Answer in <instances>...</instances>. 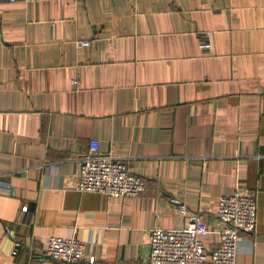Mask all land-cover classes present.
Here are the masks:
<instances>
[{"label": "crops", "instance_id": "1", "mask_svg": "<svg viewBox=\"0 0 264 264\" xmlns=\"http://www.w3.org/2000/svg\"><path fill=\"white\" fill-rule=\"evenodd\" d=\"M92 138L142 193L75 188ZM237 187L259 222L235 264H264V0L0 2V264H66L45 248L71 231L95 264H145L151 229L184 225L171 196L214 230Z\"/></svg>", "mask_w": 264, "mask_h": 264}, {"label": "built area", "instance_id": "2", "mask_svg": "<svg viewBox=\"0 0 264 264\" xmlns=\"http://www.w3.org/2000/svg\"><path fill=\"white\" fill-rule=\"evenodd\" d=\"M27 1V0H0ZM202 50L212 51L210 32L200 33ZM92 39L78 41L88 46ZM76 82V81H74ZM75 188L81 192H99L108 196L139 195L145 189L143 176L130 170L125 159L112 153L103 152L100 140L92 138L85 157L75 160ZM257 191L237 187L230 195L221 197L217 210L220 227L211 230L203 217L190 210L188 204L178 196L169 199L184 218L179 228L154 227L151 229L149 250L145 264H235L239 240L256 230L259 215ZM23 205L22 211H28ZM7 233L12 228L7 227ZM211 232L220 235L218 246L209 252L203 237ZM22 242L14 243L12 253L17 254ZM45 253L66 264H95L96 255L87 256L85 242L71 231L67 235H52L47 241Z\"/></svg>", "mask_w": 264, "mask_h": 264}]
</instances>
